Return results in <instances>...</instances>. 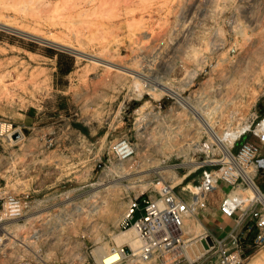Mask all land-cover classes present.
I'll return each mask as SVG.
<instances>
[{"label": "rangeland", "instance_id": "rangeland-1", "mask_svg": "<svg viewBox=\"0 0 264 264\" xmlns=\"http://www.w3.org/2000/svg\"><path fill=\"white\" fill-rule=\"evenodd\" d=\"M0 22L150 80L0 28V118L24 136L0 142V234L41 236L46 264H93L128 199L154 197L205 159L195 152L203 124L156 83L222 140L264 112V0H0ZM121 140L133 153L118 161L111 147ZM263 263L264 251L249 262Z\"/></svg>", "mask_w": 264, "mask_h": 264}, {"label": "built area", "instance_id": "built-area-1", "mask_svg": "<svg viewBox=\"0 0 264 264\" xmlns=\"http://www.w3.org/2000/svg\"><path fill=\"white\" fill-rule=\"evenodd\" d=\"M23 137L20 126L0 118L1 143L15 144ZM195 146V152L205 159L192 162V170L182 176L179 184L163 183L154 197L141 193L127 200L117 223V234L131 233L132 240L120 246L112 242L97 260L104 262L115 257L108 264H249L262 257L264 189L257 183V161L264 147V113L254 112L231 142L214 139L205 131V140ZM117 147L121 150L117 151ZM111 149L118 161L133 153L127 140L119 141ZM196 171V180L182 185ZM220 184L228 186V190L223 191ZM218 194L221 198H216ZM207 211L228 220L229 228H221L220 235L209 231L203 224ZM197 228H201L210 247L190 259L184 252L200 236ZM38 239L41 236L6 238L0 234V264H46L45 246L41 242L37 245ZM90 256L92 263L97 264L94 252Z\"/></svg>", "mask_w": 264, "mask_h": 264}, {"label": "bare ground", "instance_id": "bare-ground-1", "mask_svg": "<svg viewBox=\"0 0 264 264\" xmlns=\"http://www.w3.org/2000/svg\"><path fill=\"white\" fill-rule=\"evenodd\" d=\"M0 28L6 29L8 31H11L14 34H17L19 36H23V37L35 40V41H37L39 43L47 44V45L52 46V47H54L56 49L66 50V51H68V52H70V53H72V54H74L76 56L86 58V59L90 60L95 65V67L96 66H102V67H105V68H108V69H112V70H115L116 72H120V73L126 74V75H128V76H130V77H132V78H134L136 80H143V81L145 80L146 83H148L150 81V80L148 81L147 78H145L144 76H142L138 72H136V71H134L132 69H129L125 65L124 66L120 65L119 64L120 61H119L118 64H116V63L111 62L110 60L108 61V60H106V59H104L102 57H97V56H92V55L85 54V53H83L81 51H78V50L74 49L69 43H66L64 41V39L62 40L61 38L56 37L53 34L52 35H47V36L46 35L45 36L44 35L40 36L38 34L35 35L34 33L32 34V33H28L27 31H24V30H21V29H17V27L16 28H14L12 26L10 27L8 25V23H5V22H0ZM154 83H156V82L153 81V84ZM156 84H157V86L160 87V89L162 91H164L166 94H168V96L174 97L179 102V104L181 103V105H183L184 107L188 108L190 113L194 114L197 117V121L199 120L203 124V127L206 130V132L210 133L213 136L214 139L219 138L213 132L211 125L209 124L208 120H206V118L204 117L203 113H201L193 105H191L190 103H188L187 101L182 99L180 97V95H178L176 92L164 87L160 83H156ZM2 87H3V91L5 93L9 94V92H11L7 85L2 84ZM149 90L152 91L153 88H150ZM11 94H12V92H11ZM138 109L141 110V108H138ZM136 112H137V110H136ZM220 140L222 141V139H220ZM191 145H192V143H191ZM221 146H223V145H221ZM225 147L228 148V145H225ZM117 149H118L117 151L121 150L120 147H117ZM182 179H183V177L182 178H178L177 181L175 182V184L176 185L179 184L182 181ZM7 213L8 212L5 211V213H3V216L4 215L6 216ZM131 236H132L131 233H128V234H116V235L112 236V242L115 245L120 246L123 243L127 242L128 240H132ZM209 247H210L209 241L200 232V236L198 237V239L194 243H192V245L189 247V249L187 248L189 251L186 249L184 254L187 257H189L190 259H193V258L199 256L200 254H202ZM102 253H103L102 248H98L97 250L94 251L97 264H108L109 262H111L112 260L115 259V257H112V258H109V259H105L104 262H102L101 260H97L98 259L97 258L98 255H101Z\"/></svg>", "mask_w": 264, "mask_h": 264}, {"label": "crops", "instance_id": "crops-1", "mask_svg": "<svg viewBox=\"0 0 264 264\" xmlns=\"http://www.w3.org/2000/svg\"><path fill=\"white\" fill-rule=\"evenodd\" d=\"M262 158H264V147L261 148L259 160L262 159ZM260 177H262L264 179V166L260 167V176H259V178L257 180L258 185H259ZM260 187L262 189H264V183ZM206 213H207V220H205L203 222V224L211 232H214L213 224L216 223V220L224 221V222L230 224V222L228 220L222 218L218 213H214L212 211H207ZM211 226H212V228H211ZM218 228H220V227H218ZM220 233H221V230H220Z\"/></svg>", "mask_w": 264, "mask_h": 264}, {"label": "water", "instance_id": "water-1", "mask_svg": "<svg viewBox=\"0 0 264 264\" xmlns=\"http://www.w3.org/2000/svg\"><path fill=\"white\" fill-rule=\"evenodd\" d=\"M16 137H17V136H14V138H16ZM257 163H258V166H259V167L264 166V158L258 160Z\"/></svg>", "mask_w": 264, "mask_h": 264}, {"label": "trees", "instance_id": "trees-1", "mask_svg": "<svg viewBox=\"0 0 264 264\" xmlns=\"http://www.w3.org/2000/svg\"><path fill=\"white\" fill-rule=\"evenodd\" d=\"M64 72L67 73L68 72V69H66Z\"/></svg>", "mask_w": 264, "mask_h": 264}]
</instances>
